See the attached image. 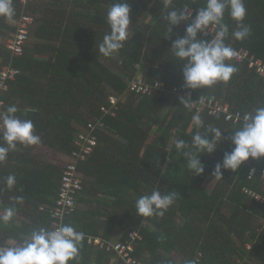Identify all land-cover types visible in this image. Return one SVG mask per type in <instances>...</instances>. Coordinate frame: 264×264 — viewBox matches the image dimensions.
Segmentation results:
<instances>
[{
    "label": "trees",
    "instance_id": "1",
    "mask_svg": "<svg viewBox=\"0 0 264 264\" xmlns=\"http://www.w3.org/2000/svg\"><path fill=\"white\" fill-rule=\"evenodd\" d=\"M110 1L112 5L125 2L97 0L93 5L94 22L105 27L100 33L103 36L110 33L106 19ZM127 3L131 7V17L138 18V26H132L123 49L111 57L118 71L99 63L98 53L92 51L85 56L82 67H74L77 60L71 59V55L60 47H55L56 58L51 63L33 55L39 44L34 48L27 46L21 56L12 57L11 51L0 42V68L3 63L11 61L21 71L13 80L7 81L8 89L0 96L1 112L9 106L18 107L16 115L23 120H32L35 133L41 137L38 150L56 159L59 165L55 168L48 165V168H54L53 171L44 169L45 172H41L39 169L29 175L33 179L44 175L45 181L51 184L42 201L47 202L45 208L31 215L35 217L34 222L37 220L42 224L41 228L51 231L48 208L57 196L60 183L55 182H60L62 164L73 161L70 154L76 151V134L85 132L89 122L100 119L104 126L94 131L97 146L77 165L85 175L77 203H88L83 195H97L99 192L108 193L114 199H92L102 205L103 211L96 207L82 211L78 207L65 220V225L85 234L78 259L69 264H113L104 249L88 243L87 236L125 242L132 230L142 236L136 241L135 252L143 264H187L190 260L197 264H264V203L254 202L242 192L245 186L260 191L259 176L256 174L255 180L250 181L247 174L252 165L257 169L264 168V157L259 160L250 158L235 173L222 170L223 180L206 188L205 179L214 178L215 165L222 163L224 154L233 150L231 141L224 139L214 153L200 155L205 171L199 176L188 169L183 155L175 148L180 139L191 146L197 132L211 139L209 128H219L227 138L243 126L241 120L231 124L225 121L223 114L209 115L205 109L200 114L204 126L194 128L195 108L189 111L180 104V97L187 98L186 91L192 92L191 102L201 95L221 98L232 109L249 113L264 107V78L249 69L245 62L231 59L227 63L238 71L227 84L220 83L211 89H185L182 74L185 62L179 61L170 49L177 38L185 35L188 25L174 26L171 39H166L169 25L163 16L185 5L191 6L195 15L206 6L207 0H173L172 6L166 10L154 0H127ZM244 3L247 8L244 24L251 26L252 34L244 41L236 40L233 33L237 25L230 10H226L224 23L229 34L224 42L233 48H246L264 60V0H244ZM34 6L30 7L32 12ZM14 7L13 22L0 18V38L16 30L21 14L20 0H14ZM149 16L152 18L149 28L141 30V20ZM46 30L41 22L34 33L36 38H44L43 44L45 39L51 38L45 35ZM198 39L210 40L200 34ZM136 75H142L149 83L160 80L163 91L157 96L125 93L126 82ZM173 88L177 91L173 92ZM109 94L120 97L116 116L104 115L100 110ZM27 109L32 111L25 115ZM190 150L191 147L184 151ZM109 173L113 175L110 179L107 178ZM0 186H3L2 182ZM156 188L162 194L177 192L181 198L163 218L140 217L136 201L143 195H150ZM115 225L121 226L123 237L113 241L109 235ZM3 236L0 233V240Z\"/></svg>",
    "mask_w": 264,
    "mask_h": 264
},
{
    "label": "clouds",
    "instance_id": "2",
    "mask_svg": "<svg viewBox=\"0 0 264 264\" xmlns=\"http://www.w3.org/2000/svg\"><path fill=\"white\" fill-rule=\"evenodd\" d=\"M164 9H169L173 0H162ZM226 10H230L231 18L236 22L237 30L234 38L244 41L252 34L250 25L244 24L247 16V8L244 0H207L205 7L199 9L193 19V12L189 6L182 9H174L167 12L163 19L168 22L166 39H171L174 26L187 24L186 33L177 38L171 46L172 54L184 63L183 78L184 88L190 90L211 89L217 84H227L238 69L227 61L235 55L234 49L225 44L229 34V28L224 23ZM16 11L14 0H0V18L13 22ZM33 14V13H32ZM34 16V14H33ZM107 24L110 33L106 34L99 45V53L104 57H112L123 49L130 36L131 7L127 0L123 3L111 5L107 12ZM215 29V35H212ZM212 39H198V34L208 35ZM180 104L189 111L195 103L190 97H180ZM214 99V98H213ZM19 111L16 106H9L6 111L0 112V133L6 146H0V164H5L10 152L19 151L18 145L24 147L39 145L42 140L35 133V125L32 120L20 119L16 114ZM32 109H27V112ZM194 128H202L204 121L197 112L192 118ZM212 138L197 132L193 143L189 146L183 139L175 143V148L183 155L187 167L194 175H202L204 165L199 159L203 153L212 154L217 145L224 139H228L234 145L231 152H226L222 163L215 165L212 176L215 181L223 180L222 170L237 172L250 158L259 160L264 157V107L257 108L243 117V126L225 138L219 128H209ZM168 147L171 145L168 144ZM167 147V148H168ZM191 147L192 150L184 151ZM255 169L249 177L254 176ZM7 190H12L16 185L15 175L6 178ZM181 198L180 194L172 191L162 194L157 188L150 195H143L136 201L137 215L143 218H163L175 201ZM16 203L23 201V197H13ZM16 215L14 207H7L0 221L10 223ZM85 234L78 232L71 225H62L55 230L39 228L26 236L23 242L17 246H0V264H69L78 259L80 249L83 246ZM187 264H197L190 260Z\"/></svg>",
    "mask_w": 264,
    "mask_h": 264
},
{
    "label": "crops",
    "instance_id": "3",
    "mask_svg": "<svg viewBox=\"0 0 264 264\" xmlns=\"http://www.w3.org/2000/svg\"><path fill=\"white\" fill-rule=\"evenodd\" d=\"M96 1L36 0L33 7L35 24L33 25V32L30 36L28 47L34 48L37 44L40 46L37 51L33 52V55L39 60L53 63L56 58L54 56L55 47H60L62 51L71 55V59L77 60V65H74V67L79 65L82 67L85 62V56L92 51L98 53L97 61L99 63L110 70H115L116 66L112 62V58L104 57L99 53V45L104 38L100 33L105 31V27L94 22L95 8L93 5ZM110 3L111 1L107 3L108 7L112 5ZM137 19L131 17L132 26H138L136 23ZM151 19L149 16L146 20H141L139 28L146 31L149 28V20ZM40 21L47 28L45 35L51 37L45 39V44H43L44 38H36V35L34 36L38 26L41 25ZM107 29L109 30L110 28L107 27ZM66 63H69V61L67 60ZM0 146H6L2 133H0ZM18 148L19 151L9 153L5 164H0V182L3 183V186H0L2 187V190H0V216L4 214L5 209L9 206L16 209V215L10 223L5 224L0 221V233L1 235L4 234L0 240V246H17L29 235L28 231L32 232L35 228L39 229L42 227V224L37 220L34 222L35 217L31 215L34 212H40V207H45L47 204V202L44 203L42 201H44V197L50 191L51 184L45 181L44 175L35 179L29 175L39 169L41 172H45L43 171L44 169L50 172L59 166L56 159H51L48 155L43 154L41 150H38V145L30 147L18 145ZM21 155H24L21 158L22 160L20 159ZM48 165L54 166V168L50 169ZM9 175H15L16 177V185L10 191L7 190L6 184V178ZM111 176L113 175L109 173L107 178L109 177L110 179ZM55 183L59 184V182ZM107 194L103 192H99L97 195L85 194L83 197L88 200V203L87 201L78 202V207L82 211H87L89 208L94 207L103 211L102 205L94 202V200L92 201V199H114ZM13 197H23V201L16 203L12 199ZM109 237L113 241L120 240L123 237L121 226L115 225L111 229ZM110 262H112V258Z\"/></svg>",
    "mask_w": 264,
    "mask_h": 264
},
{
    "label": "built area",
    "instance_id": "4",
    "mask_svg": "<svg viewBox=\"0 0 264 264\" xmlns=\"http://www.w3.org/2000/svg\"><path fill=\"white\" fill-rule=\"evenodd\" d=\"M160 5H163L162 0H154ZM36 0H20L21 14L16 24V30L14 32H8L2 35L0 42L5 45L7 49L11 51L12 57L21 56L25 48L29 45L30 35L32 33V25L35 21V17L32 14L31 6L35 5ZM189 6V5H188ZM190 11L193 12L192 18H195L193 8L189 6ZM212 35H215V29H212ZM203 38L212 39L211 33L208 35L200 34ZM236 55L232 60L236 62H245L249 69L254 70L259 76L264 78V60L256 57L246 48H233ZM20 70L14 67L11 61L3 63L0 68V96L8 89V80H13L16 75L20 74ZM163 83L160 80L149 83L142 75H136L126 82L125 93L132 95H159V92L163 91ZM177 88H173V92H176ZM184 95L190 99L192 98V92L186 91ZM120 97L114 94H109L106 99V104L100 106V110L104 115L116 116L118 113V102ZM194 108L199 114L205 109H208L209 115H216L221 113L224 115L225 121L236 124L240 120L243 121V117L247 113H243L240 110H234L229 103L223 99H213V97H206L201 95L193 101ZM2 108V100L0 99V112ZM104 126L102 120L96 119L93 122L87 124V130L76 134L74 145L76 151L71 155L72 162H64L61 168L60 185L57 191V196L53 205L48 208V213L51 218V230H55L57 227L65 225V220L78 210L77 194L82 189V180L85 175L78 170V163L86 160L93 152L94 147L97 146V136L94 134L96 129L100 130ZM255 169L254 176L249 177L252 170ZM256 174L259 176L257 181L260 184V191L254 190L250 187H243L242 192L251 198L252 201L257 203H264V168L257 169L255 166H250L248 169L247 179L254 181ZM45 207L41 206L40 210ZM142 239V236L137 230H132L128 234V240L125 242H110L99 236H87L89 244L96 246L98 249H104L112 258L113 264H143L142 259L136 255V241ZM247 248H250L247 245ZM200 254H198V258Z\"/></svg>",
    "mask_w": 264,
    "mask_h": 264
},
{
    "label": "rangeland",
    "instance_id": "5",
    "mask_svg": "<svg viewBox=\"0 0 264 264\" xmlns=\"http://www.w3.org/2000/svg\"><path fill=\"white\" fill-rule=\"evenodd\" d=\"M33 13V12H32ZM34 14V13H33ZM133 25V22L131 23V25H130V28H131V26ZM130 30V29H129ZM115 71H118L116 68H115ZM78 81H80V80H78ZM81 82V81H80ZM214 180H215V178H211V176H209V177H207L206 179H205V182H204V186L206 187V188H212L213 186H214ZM222 212L223 213H226V210L224 209V208H222ZM246 260H248V259H246ZM249 261V260H248ZM252 263V262H251Z\"/></svg>",
    "mask_w": 264,
    "mask_h": 264
}]
</instances>
